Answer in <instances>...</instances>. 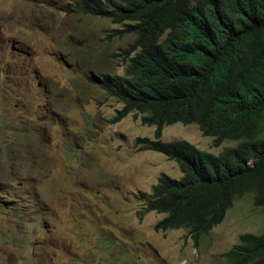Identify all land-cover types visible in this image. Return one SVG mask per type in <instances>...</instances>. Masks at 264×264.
Segmentation results:
<instances>
[{"label":"rangeland","instance_id":"374dc122","mask_svg":"<svg viewBox=\"0 0 264 264\" xmlns=\"http://www.w3.org/2000/svg\"><path fill=\"white\" fill-rule=\"evenodd\" d=\"M121 27L77 0H0V264H229L240 234L264 231L251 193L196 243L155 227L163 214L137 193L177 163L144 147L154 125L114 121L122 103L90 80L124 73L135 35ZM160 138L214 154L236 143L195 122Z\"/></svg>","mask_w":264,"mask_h":264},{"label":"trees","instance_id":"16d2710c","mask_svg":"<svg viewBox=\"0 0 264 264\" xmlns=\"http://www.w3.org/2000/svg\"><path fill=\"white\" fill-rule=\"evenodd\" d=\"M135 39L122 75L90 80L122 103L114 121L133 114L154 125L144 147L174 160L180 175L161 173L146 209L163 214L155 227L184 228L196 243L224 217L235 197L264 207V0H77ZM195 122L217 154L161 140L162 128ZM229 264H264V231L242 233L223 253Z\"/></svg>","mask_w":264,"mask_h":264}]
</instances>
